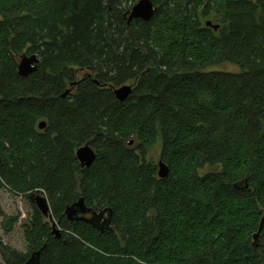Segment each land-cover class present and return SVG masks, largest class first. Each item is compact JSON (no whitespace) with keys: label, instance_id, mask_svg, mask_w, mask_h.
<instances>
[{"label":"trees","instance_id":"obj_1","mask_svg":"<svg viewBox=\"0 0 264 264\" xmlns=\"http://www.w3.org/2000/svg\"><path fill=\"white\" fill-rule=\"evenodd\" d=\"M139 1L0 0V190L32 209L0 264H264V0H150L128 21ZM80 199L107 228L67 219Z\"/></svg>","mask_w":264,"mask_h":264},{"label":"water","instance_id":"obj_2","mask_svg":"<svg viewBox=\"0 0 264 264\" xmlns=\"http://www.w3.org/2000/svg\"><path fill=\"white\" fill-rule=\"evenodd\" d=\"M154 11V5L150 0H141L131 8L130 12H128V21H131L132 19H141L144 22H147L152 17ZM207 26H212L211 22H208ZM213 29L217 30L218 27L213 26ZM38 62L39 60L36 55L20 56L18 74L23 77L28 76L36 70ZM131 92L132 87L129 85L114 89V95L118 101L125 100ZM38 127L40 130H43L46 127V123L41 122ZM131 144L132 142L130 145ZM95 157L96 154L89 145L81 146L76 150V158L82 167H89L94 161ZM158 167V176L160 178H165L168 174V168L161 161L158 162ZM31 198L37 209L44 216H48L51 219V216H49V206L47 200L41 195H34ZM65 214L70 222L83 220L101 231L107 228L109 224V217L105 216V211L97 213L87 208L82 199L67 207ZM86 215H90V217L86 218ZM52 234L55 235L57 239L60 238V231L56 228L54 223L52 224ZM258 234L259 231L253 237L254 242L257 241ZM25 264H40V252L33 253Z\"/></svg>","mask_w":264,"mask_h":264},{"label":"rangeland","instance_id":"obj_3","mask_svg":"<svg viewBox=\"0 0 264 264\" xmlns=\"http://www.w3.org/2000/svg\"><path fill=\"white\" fill-rule=\"evenodd\" d=\"M222 68L225 70L235 71V68L231 65H224V67ZM158 155V146L152 148L148 152V156L154 159V161L156 162L158 159ZM0 207L6 216L17 218V223L10 233H5L0 228V240L4 244L19 252H25L26 242L24 238V230L25 227L29 224L32 216V209L30 207L29 201L24 197L13 195L7 190L3 189L0 190Z\"/></svg>","mask_w":264,"mask_h":264},{"label":"flooded vegetation","instance_id":"obj_4","mask_svg":"<svg viewBox=\"0 0 264 264\" xmlns=\"http://www.w3.org/2000/svg\"><path fill=\"white\" fill-rule=\"evenodd\" d=\"M85 217L89 218V217H90V215H86Z\"/></svg>","mask_w":264,"mask_h":264}]
</instances>
